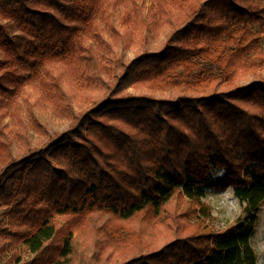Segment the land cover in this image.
I'll return each mask as SVG.
<instances>
[{
	"label": "trees",
	"instance_id": "obj_1",
	"mask_svg": "<svg viewBox=\"0 0 264 264\" xmlns=\"http://www.w3.org/2000/svg\"><path fill=\"white\" fill-rule=\"evenodd\" d=\"M103 1L0 0V19L17 28L0 26V128L19 72L34 79L48 62L73 57L85 62L91 92L76 113L62 74L46 71L41 84L61 101L69 129L18 159L0 129V209L9 206L11 218L1 250L20 245L17 259L34 255L25 264H73L75 225L94 211L161 219L180 192L208 216L204 188L231 186L244 205L233 226L216 232L175 220L172 241L120 264H257L250 241L264 205V79L238 80L264 67L254 30L264 27V0H159L170 34L159 51L130 62L110 61L113 47L94 29ZM133 2L122 20L128 30ZM56 216L68 219L59 227Z\"/></svg>",
	"mask_w": 264,
	"mask_h": 264
},
{
	"label": "rangeland",
	"instance_id": "obj_2",
	"mask_svg": "<svg viewBox=\"0 0 264 264\" xmlns=\"http://www.w3.org/2000/svg\"><path fill=\"white\" fill-rule=\"evenodd\" d=\"M159 0H136L138 9L132 13V25L128 30L122 26L126 8L134 10L135 2L125 0L117 6L118 0H104L103 5L93 14L94 29L112 45L113 54L110 61L123 59L130 62L137 53L148 50L157 52L165 44L171 31L168 16L154 6ZM264 4V2H263ZM91 14V13H89ZM0 26L10 32H17L12 20L0 19ZM255 31H261L260 40L264 49V27L254 26ZM144 37L147 45L144 46ZM87 44L91 42L86 40ZM111 63V62H110ZM109 61L103 63L105 71L103 78H108L111 68ZM85 62L73 57L64 61L58 59L48 62L44 69L37 70L36 78H29L28 73L19 72L16 75L14 94L9 95L10 110L0 128L3 132L1 140L10 147L13 159L23 157L32 150L41 149L59 134L69 129L70 119L62 115L56 105L61 102L53 98L40 79L50 74H62L64 89L71 96V104L76 113L80 106L86 105L91 97L87 83L82 81L81 73ZM264 79V67L258 75L243 76L238 80L242 87L257 80ZM78 85V89L76 86ZM99 96L100 93H95ZM41 125V128L37 126ZM220 176L221 172L215 173ZM205 196L201 204L207 208L208 216L201 211V205L189 202L182 193L176 192L174 197L162 211V218L136 216L129 221H120L103 211H94L84 216L74 229L73 264H120L123 256H130L135 250L147 251L159 249L175 238L173 222L176 220L185 228H191L195 223L207 224L216 232H223L233 226L242 214L243 203L235 197L231 186L205 187ZM21 200L18 198L17 201ZM183 217H179V216ZM67 217L56 216L59 227L67 221ZM10 207L0 209V264H25L34 255H22L21 246H8L1 250L2 244L10 242L5 231L10 230ZM111 229V233L105 230ZM124 227L122 231L121 228ZM180 230V229H177ZM251 245L257 256V264H264V205L259 214L257 228L251 237ZM13 247V248H12Z\"/></svg>",
	"mask_w": 264,
	"mask_h": 264
}]
</instances>
